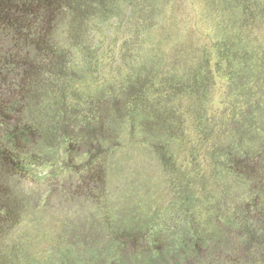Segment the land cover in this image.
<instances>
[{
  "label": "trees",
  "instance_id": "16d2710c",
  "mask_svg": "<svg viewBox=\"0 0 264 264\" xmlns=\"http://www.w3.org/2000/svg\"><path fill=\"white\" fill-rule=\"evenodd\" d=\"M130 146L176 195L118 224L104 207ZM58 147L102 230L34 263L264 264V0H0V264H31L17 180Z\"/></svg>",
  "mask_w": 264,
  "mask_h": 264
},
{
  "label": "rangeland",
  "instance_id": "374dc122",
  "mask_svg": "<svg viewBox=\"0 0 264 264\" xmlns=\"http://www.w3.org/2000/svg\"><path fill=\"white\" fill-rule=\"evenodd\" d=\"M213 91L214 105L218 106L217 99L221 89L216 84ZM76 154H72V158H81L75 157ZM123 154L129 157L128 163L124 169L117 166V169L110 173L107 194L110 204L107 208L104 207L111 214L113 221L118 224L131 219L139 221L144 217L143 214L148 207L154 206L157 202L166 207L169 199L176 195L174 188L165 182L157 159L147 147H127L126 150L117 152L115 158ZM51 155L56 160L54 164L56 166L48 170L47 176L33 180L24 178L17 180L20 190L30 199L24 221L16 229L13 241L25 246L24 252L27 253L28 263L31 264L37 263H34V260L43 261L45 254L51 248L58 247L59 241L66 237L74 239L80 235L87 241H92L98 236L96 228L98 231L102 230L103 213L98 207L99 203L89 199L74 202L66 191L68 179L72 176L73 179L77 178L78 175L74 171L61 168L59 163L66 162L67 159L63 147L53 150ZM132 172L134 173L131 174ZM141 181H145V186H140ZM70 226L75 227L76 230L71 231ZM93 227H96L95 230ZM87 236H91L90 239ZM88 254L90 253L86 251L79 256L88 260L91 258ZM121 260L122 264H131L127 251L123 253ZM85 262L94 264L90 259ZM95 264L100 262L97 260Z\"/></svg>",
  "mask_w": 264,
  "mask_h": 264
}]
</instances>
